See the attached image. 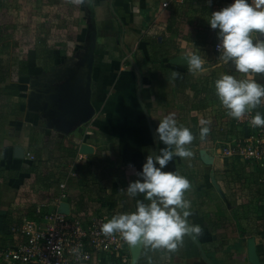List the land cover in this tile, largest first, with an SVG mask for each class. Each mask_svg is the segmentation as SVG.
<instances>
[{"label":"crops","instance_id":"obj_1","mask_svg":"<svg viewBox=\"0 0 264 264\" xmlns=\"http://www.w3.org/2000/svg\"><path fill=\"white\" fill-rule=\"evenodd\" d=\"M163 1L0 0V248L24 241L16 227L34 217L37 203L50 212L66 204L78 216L96 206L112 216L135 211L143 194L124 189L165 147L155 130L173 114L194 135L186 146L192 156H174L164 171L190 181L188 219L202 232L186 235L176 250L138 242L131 264H264L262 171L221 157L222 126L238 127L214 88L224 74L261 85L264 74L239 73L219 59L207 20L230 0L167 8ZM197 49L207 62L192 72L187 58ZM252 112L264 114V102ZM224 169L236 173L232 182L222 181ZM62 182L69 198L58 206Z\"/></svg>","mask_w":264,"mask_h":264},{"label":"clouds","instance_id":"obj_2","mask_svg":"<svg viewBox=\"0 0 264 264\" xmlns=\"http://www.w3.org/2000/svg\"><path fill=\"white\" fill-rule=\"evenodd\" d=\"M207 23L216 30L219 59L233 64L239 73L264 74V0H257L255 6L250 0H233L212 12ZM206 62L198 49L187 58L192 72L203 71ZM179 75L176 71L171 73L173 78ZM214 88L231 118L240 119L264 102V85L255 79L224 74L214 82ZM250 123L254 127L264 126V114L256 112ZM209 131V127H202L200 139H206ZM155 136L165 147L146 157L141 171L136 173L139 178L124 189L133 198L139 194L144 198L135 201V211L112 216L101 225V231L106 235L119 233L130 245L140 242L152 248L176 250L186 235H198L202 229L188 219L192 215L191 202L185 199V192L192 187L190 181L179 172L164 169L174 156H192L186 146L192 143L194 135L169 114L158 122Z\"/></svg>","mask_w":264,"mask_h":264},{"label":"built area","instance_id":"obj_3","mask_svg":"<svg viewBox=\"0 0 264 264\" xmlns=\"http://www.w3.org/2000/svg\"><path fill=\"white\" fill-rule=\"evenodd\" d=\"M172 1L164 0L163 8ZM233 0L219 4L218 11ZM255 6L257 0H250ZM215 50L217 53V45ZM252 111L235 123L238 128L229 132L222 126L221 137L216 140L221 157L241 163L257 165L262 171L259 179L264 185V126L254 127ZM68 186L62 182L55 201L58 206L68 200ZM46 204L37 203L34 217L24 216L16 232L24 241L8 248H0V264H131L130 248L119 233L106 235L101 225L112 218L102 207L81 215L50 212ZM86 218V221L82 218Z\"/></svg>","mask_w":264,"mask_h":264},{"label":"water","instance_id":"obj_4","mask_svg":"<svg viewBox=\"0 0 264 264\" xmlns=\"http://www.w3.org/2000/svg\"><path fill=\"white\" fill-rule=\"evenodd\" d=\"M56 97V95H55ZM55 97L53 95H51V99H55ZM29 105L32 109H36L38 107V97H37V92H32L31 95H30V98H29ZM43 109H47L48 108V105L44 104L43 106H41ZM51 114L52 116L55 115V112L54 110H51ZM93 115V111L92 109H90V112L88 113V115H86L81 123H86L90 117ZM56 124H58V121L56 122ZM60 212L61 213H64V214H68L69 213V206L66 205V204H63L61 207H60ZM132 247V246H131ZM131 249V248H130Z\"/></svg>","mask_w":264,"mask_h":264},{"label":"rangeland","instance_id":"obj_5","mask_svg":"<svg viewBox=\"0 0 264 264\" xmlns=\"http://www.w3.org/2000/svg\"><path fill=\"white\" fill-rule=\"evenodd\" d=\"M222 1H220L219 3L220 4H223V3H221ZM238 120V119H237ZM237 120H235V121H237ZM239 169V168H238ZM223 172H224V175H221V177L222 176H224V177H222L221 179H222V181H224V182H232L231 181V178L232 179H234L235 178V174L236 173H233L231 170H228V169H224V170H222ZM229 171V172H228ZM239 171V170H238ZM222 172V173H223ZM239 173V172H238ZM233 175H235V176H233ZM234 177V178H233ZM247 180L249 181L250 179L249 178H247ZM246 182V181H245ZM242 183V182H241ZM241 183H239L241 186H243L244 185V183L243 184H241ZM249 185V184H248ZM238 187V186H237Z\"/></svg>","mask_w":264,"mask_h":264}]
</instances>
